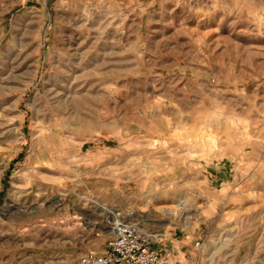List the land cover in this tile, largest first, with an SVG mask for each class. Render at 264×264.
Wrapping results in <instances>:
<instances>
[{
    "label": "rangeland",
    "instance_id": "1",
    "mask_svg": "<svg viewBox=\"0 0 264 264\" xmlns=\"http://www.w3.org/2000/svg\"><path fill=\"white\" fill-rule=\"evenodd\" d=\"M117 216L165 264H264V0H0V264Z\"/></svg>",
    "mask_w": 264,
    "mask_h": 264
},
{
    "label": "built area",
    "instance_id": "2",
    "mask_svg": "<svg viewBox=\"0 0 264 264\" xmlns=\"http://www.w3.org/2000/svg\"><path fill=\"white\" fill-rule=\"evenodd\" d=\"M110 224L107 248L89 249L75 264H165V255L152 244V234L139 222L117 216Z\"/></svg>",
    "mask_w": 264,
    "mask_h": 264
},
{
    "label": "bare ground",
    "instance_id": "3",
    "mask_svg": "<svg viewBox=\"0 0 264 264\" xmlns=\"http://www.w3.org/2000/svg\"><path fill=\"white\" fill-rule=\"evenodd\" d=\"M183 203H184V202H179V204H178V205H180V206H181V205H183ZM105 207H106V206H105ZM103 208H104V207H103ZM100 209H101V208H100ZM132 213H133V212H132ZM130 215H131V217L133 216V214H130ZM140 221H142V220H140Z\"/></svg>",
    "mask_w": 264,
    "mask_h": 264
}]
</instances>
